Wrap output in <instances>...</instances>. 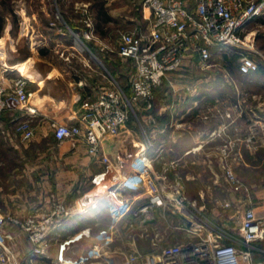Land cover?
I'll list each match as a JSON object with an SVG mask.
<instances>
[{"label": "crops", "instance_id": "obj_1", "mask_svg": "<svg viewBox=\"0 0 264 264\" xmlns=\"http://www.w3.org/2000/svg\"><path fill=\"white\" fill-rule=\"evenodd\" d=\"M61 1L63 10L57 0H39L36 12L28 10L26 1L21 35L0 50V67L9 68L5 81L25 77L30 95L27 107L10 97L0 114V213L24 217L58 201L70 212L52 227L43 255H33L28 234L7 223L1 235L11 263L74 264L91 257L89 264H94L104 251L122 259L119 245L125 242L132 251H153L156 230L164 233L165 246L204 237L208 229L187 221L177 203L180 195L239 239L246 208L264 221V14L245 31L244 51L258 62V70L243 73L240 55L232 50L212 48L210 66L204 68L199 54L187 55L180 69L155 88L153 107L140 102L122 131L104 138L101 149L111 159L115 179L110 175L96 184L93 179L106 170V163L92 157L81 140L57 141L53 123L81 124L85 99L98 97L113 81L131 84L132 62L126 64L106 41L120 42L126 24L144 35L137 25L148 23L150 11L146 6L149 15L144 17L137 2L132 4L135 11L123 15L116 0ZM185 1L189 10L196 8V0ZM60 11L62 20L56 15ZM77 39L88 52L78 51ZM125 69L128 78L119 72ZM25 120L34 128L30 139L16 131ZM226 137L234 139L240 152L233 167L244 182L241 190H234L225 176L219 147ZM146 140L151 141L148 147ZM172 161L179 165L166 171L165 164ZM134 173L145 178L139 191L111 193ZM150 200L162 201L151 209L152 218L134 219L133 211ZM115 207L127 209L126 214L119 217ZM132 221L138 228L131 230ZM141 227L149 235L141 236ZM252 258L254 264H264V239L253 243Z\"/></svg>", "mask_w": 264, "mask_h": 264}, {"label": "built area", "instance_id": "obj_2", "mask_svg": "<svg viewBox=\"0 0 264 264\" xmlns=\"http://www.w3.org/2000/svg\"><path fill=\"white\" fill-rule=\"evenodd\" d=\"M149 8V27L146 35L135 32L123 33L119 42V55L131 59L135 64V72L131 80L132 94L128 93L116 82L112 87L103 89L96 98H87L82 102L84 114L81 124L53 123L57 141L76 139L83 141L88 153L106 163L103 173L96 175L93 181L100 184L110 175L115 179L111 170V159L102 152V141L106 136L117 135L136 115L138 104L145 108L154 105L155 88L162 85L169 73L180 69L187 55L199 54L200 64L210 66L212 48L236 51L240 55V70L251 73L258 70L259 64L254 57L247 54L246 28L250 23L264 14V0H196V8L189 10L185 0H145ZM253 33V32H252ZM80 40V39H78ZM80 50L88 49L80 40ZM66 60L69 55L61 54ZM8 67L0 68V114L9 106L10 97H15L22 107H27L30 99L28 80L25 77L5 81V71ZM16 131L24 139L34 135L30 121L20 122ZM147 147L150 140L145 141ZM220 155L225 164V176L234 190L244 187L243 180L236 174L233 162L240 152L235 151L234 139L225 138L219 147ZM143 158L147 159L143 153ZM179 163L172 161L165 164V170L175 169ZM145 178L141 173L124 177L111 193L121 189L139 191ZM161 200H150L133 211L134 219L150 220L151 209ZM179 207L184 212L187 221L197 222L208 229V234L196 240L182 244L165 246V235L156 230L152 235L154 250L141 253L133 250L125 252L118 259L115 252H106L96 256L94 264H254L252 258L253 243L264 239V221L260 219L253 208H246L240 223L239 239L223 226L213 224L201 214L197 203L185 195L177 198ZM229 205V203H226ZM115 213L122 217L127 209L115 207ZM70 214L66 204L58 201L53 207L46 208L24 217L0 213V264H12L8 249L3 243L2 230L7 223L18 225L28 234L33 244L32 254L43 255L54 224ZM186 226L181 224L178 227ZM131 230L137 227L130 223ZM177 227H174V229ZM141 236L149 235L148 230L140 228ZM191 233L198 231H192ZM63 243L60 258H64ZM91 257L78 259L74 264H89Z\"/></svg>", "mask_w": 264, "mask_h": 264}, {"label": "rangeland", "instance_id": "obj_3", "mask_svg": "<svg viewBox=\"0 0 264 264\" xmlns=\"http://www.w3.org/2000/svg\"><path fill=\"white\" fill-rule=\"evenodd\" d=\"M26 1H29V8L27 7V4H26ZM51 2L52 1H56V0H50ZM117 3L116 4H119V9H117V12H121L123 11V15H126L128 13H131V10L134 9V11L136 10L134 7H132V4H134V2L136 3H139V10L138 11H141L145 16H148L149 15V11H148V7L146 8V4H145V0H116ZM38 2L39 0H10L9 1V5L11 7V11L13 13V15H10V14H7L6 15V20H5V27L3 29V32L0 34V50L4 48V46H6L8 44V42H11L12 41H15L19 38V36L21 35V28H22V23H23V17L26 16V9L28 8L29 9H34V11L36 12V8L38 6ZM0 3L2 4L3 3V0H0ZM60 3L62 4V1L60 0ZM0 4V9L1 10H5L4 9V6ZM118 8V7H117ZM61 10H63V7L61 5ZM75 10H78V12H83V9L80 7H78V9L76 8ZM112 10V9H110ZM62 12V11H61ZM57 18L59 20H62V15L61 13H57ZM79 16H83L81 14H78ZM150 17V16H149ZM149 18H148V23H142V24H138V30L140 28H142L140 31H141V34H144L146 35L148 33V27H149ZM118 24L116 25V28H117ZM120 26V24H119ZM118 26V29H120V27ZM135 28V27H134ZM121 30V35L123 33H128V32H135L137 33V31L134 29L133 30V27L132 25H128L126 24L123 29H120ZM138 34V33H137ZM107 43V46L109 47V49H114L116 51L119 50V41L117 40H108L106 41ZM84 46L83 43L80 42V40L77 39V48L79 49L78 51H81V52H88L89 50L88 49H85V50H80L81 46ZM93 57V56H92ZM95 60H97L95 57H93ZM3 63V62H2ZM125 63H129L128 60H125ZM130 65V64H129ZM7 65H3L2 67H5ZM0 67V68H2ZM120 247L119 248H122L126 253L127 252H130L132 251L131 248H129L128 245H126V242L125 244L123 245H119Z\"/></svg>", "mask_w": 264, "mask_h": 264}, {"label": "trees", "instance_id": "obj_4", "mask_svg": "<svg viewBox=\"0 0 264 264\" xmlns=\"http://www.w3.org/2000/svg\"><path fill=\"white\" fill-rule=\"evenodd\" d=\"M9 1L10 0H3V3L1 4V5H3L4 6V9L5 10H1L0 9V34L3 32V29H4V27H5V20H6V15L7 14H10V15H13V13H12V11H11V7H10V5H9ZM57 3H58V5H60V8H61V3H60V0H57ZM60 13H61V11H60ZM70 26L73 28V30L77 33L78 31H79V27H76V25L75 24H70ZM121 57V56H120ZM123 59V58H122ZM237 59V58H236ZM125 60V59H124ZM129 61H131L132 63H131V67H133L134 68V72H135V64H134V61L133 60H131V59H128ZM126 70V69H125ZM120 72V74H122V76H124V77H126V78H128V74H124V73H126L127 72V70L126 71H124L123 73L121 72V71H119ZM113 73V72H112ZM116 78H117V75H115V74H113ZM120 86L128 93V95H131L132 94V89H131V84H129V85H127V86H123V85H121L120 84Z\"/></svg>", "mask_w": 264, "mask_h": 264}, {"label": "bare ground", "instance_id": "obj_5", "mask_svg": "<svg viewBox=\"0 0 264 264\" xmlns=\"http://www.w3.org/2000/svg\"><path fill=\"white\" fill-rule=\"evenodd\" d=\"M23 68H24V67H23ZM67 262H68V263H67ZM64 263H65V264H69L70 261H69V260H66V261L64 260Z\"/></svg>", "mask_w": 264, "mask_h": 264}]
</instances>
